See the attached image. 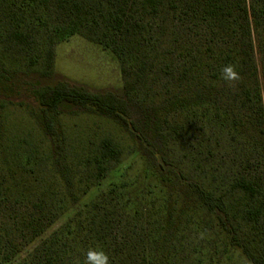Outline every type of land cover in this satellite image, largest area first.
I'll use <instances>...</instances> for the list:
<instances>
[{
  "label": "trees",
  "instance_id": "obj_1",
  "mask_svg": "<svg viewBox=\"0 0 264 264\" xmlns=\"http://www.w3.org/2000/svg\"><path fill=\"white\" fill-rule=\"evenodd\" d=\"M0 26L31 64L32 52L41 57L43 75L70 35L111 48L128 93L66 80L32 89L44 137L20 168L0 167L5 262L133 152L132 138L175 193L133 196L112 185L18 264H87L90 249L108 264H264V0H0ZM229 64L238 79H222ZM133 90L156 105L146 120ZM62 104L89 108L125 134L68 143L57 125ZM13 182L30 205L11 201Z\"/></svg>",
  "mask_w": 264,
  "mask_h": 264
},
{
  "label": "rangeland",
  "instance_id": "obj_2",
  "mask_svg": "<svg viewBox=\"0 0 264 264\" xmlns=\"http://www.w3.org/2000/svg\"><path fill=\"white\" fill-rule=\"evenodd\" d=\"M32 55L36 60L33 64L30 63L31 53L26 54L0 26V167L4 165L10 171L9 174L15 169L12 165L18 164L16 168H20L24 163V154L30 152L44 137L39 119L40 106L32 95L33 88L66 80L94 91H115L124 96L128 94L116 56L111 48L101 43L77 34L60 40L55 44L54 68L49 75H43L41 57L36 52H32ZM134 93L133 90L131 96L135 100L137 115L141 120H146L149 110H153L156 105L145 100L141 92L137 96ZM56 116L58 131L68 143L77 145L109 133L125 134L113 122L86 107L62 104ZM128 143L134 146V151L128 152L119 164L108 170L90 192L72 205L43 236L36 237L8 262L4 261L5 251L0 250V264H18L24 260L43 238L112 185H124L125 190L133 196L149 191L153 194H159L160 191L175 193L172 183L155 172L153 158L141 143L132 138H129ZM218 167L230 175L235 168L227 162L218 164ZM262 169L259 167L258 172H262ZM14 182L9 194L11 201L18 199V204L24 202L30 205L31 200L25 199L23 186ZM181 193L188 196L187 191Z\"/></svg>",
  "mask_w": 264,
  "mask_h": 264
},
{
  "label": "clouds",
  "instance_id": "obj_3",
  "mask_svg": "<svg viewBox=\"0 0 264 264\" xmlns=\"http://www.w3.org/2000/svg\"><path fill=\"white\" fill-rule=\"evenodd\" d=\"M221 77L225 81L238 79V73L232 65H226L221 69ZM87 264H108V257L102 252L90 249L87 252Z\"/></svg>",
  "mask_w": 264,
  "mask_h": 264
}]
</instances>
